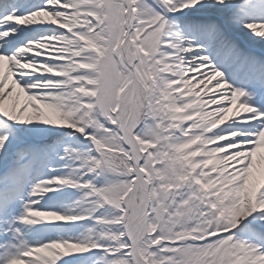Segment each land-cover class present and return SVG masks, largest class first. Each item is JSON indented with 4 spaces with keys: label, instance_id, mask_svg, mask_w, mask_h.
Returning <instances> with one entry per match:
<instances>
[{
    "label": "snow or ice",
    "instance_id": "obj_1",
    "mask_svg": "<svg viewBox=\"0 0 264 264\" xmlns=\"http://www.w3.org/2000/svg\"><path fill=\"white\" fill-rule=\"evenodd\" d=\"M0 264H264V0H0Z\"/></svg>",
    "mask_w": 264,
    "mask_h": 264
},
{
    "label": "bare ground",
    "instance_id": "obj_2",
    "mask_svg": "<svg viewBox=\"0 0 264 264\" xmlns=\"http://www.w3.org/2000/svg\"><path fill=\"white\" fill-rule=\"evenodd\" d=\"M205 95V93L204 92H201V96H204ZM211 107H214V106H211V105H208L207 106V108H211ZM207 110V109H206ZM229 115H231L230 113H229Z\"/></svg>",
    "mask_w": 264,
    "mask_h": 264
}]
</instances>
